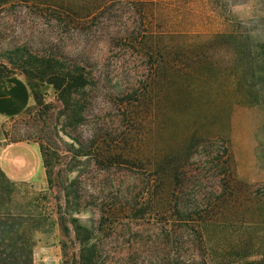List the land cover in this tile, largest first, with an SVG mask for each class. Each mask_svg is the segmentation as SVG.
Segmentation results:
<instances>
[{"label": "rangeland", "instance_id": "1", "mask_svg": "<svg viewBox=\"0 0 264 264\" xmlns=\"http://www.w3.org/2000/svg\"><path fill=\"white\" fill-rule=\"evenodd\" d=\"M105 2L86 4L91 15L74 21L25 6L0 13V79H21L30 92L25 110L3 125L7 142H27L39 157L38 171L16 182V200L41 222L34 264H79L78 240L69 221L66 232L60 229L59 216L77 217L90 230L94 264H264V0ZM146 33L145 45L129 43ZM37 50L75 57L93 72V98L81 121L69 124L50 86L33 98L21 66L23 55ZM162 57L189 76L168 73L153 89L151 63ZM137 88L163 99L148 144L159 159L184 161L192 143L209 139L191 159L185 189L198 211L207 203L211 216L222 206L221 179L230 173L222 145L229 148L232 177L244 185L224 206L226 223L171 228L153 211L134 217L145 171L99 154L124 130L117 98ZM71 138L83 150L96 140L97 148L79 155ZM110 206L119 219L108 227L101 210Z\"/></svg>", "mask_w": 264, "mask_h": 264}, {"label": "trees", "instance_id": "2", "mask_svg": "<svg viewBox=\"0 0 264 264\" xmlns=\"http://www.w3.org/2000/svg\"><path fill=\"white\" fill-rule=\"evenodd\" d=\"M105 1L0 0V13L4 12L6 8L25 6L29 9L53 13L57 17L66 14L71 17L72 20L70 21H74L72 17H84L81 14L91 15L92 8L86 4H100ZM134 1L137 3H145L146 1L154 3L158 0ZM148 35L146 33L143 36H136L133 40L129 39V43L134 46L145 45L146 39L149 38ZM142 39L144 40L142 41ZM22 58L25 61L21 70L31 84L33 98L36 99L40 87L50 86L61 101L63 105L62 114L70 122L69 124L72 125L77 120L81 121L84 108L89 105L93 98L91 92L96 82L89 66L75 57L39 50L32 54H24ZM151 69L150 86L153 89L156 80L165 77L168 73L189 76V72L183 66L172 63L165 57L159 58V60L155 59L151 63ZM143 89H134L117 98L116 108L121 116L124 130L113 140L115 142L112 146L106 145V152L99 154L103 159H113L114 162L124 165L130 163L134 168L145 171L147 178L144 190L141 196L135 199L131 210L134 217H142L145 213L150 216L151 211H153V215L157 216L159 222L165 224L166 227L188 226L197 222L202 229H206L212 223L221 226V224L226 223L223 216L224 206L230 205L232 201L236 202L240 198L237 193H240L244 185L243 182L232 177L229 148L222 145V155L227 156L226 160L222 161L226 164L225 170L227 171L224 170V172H230L226 178L221 179L222 190L218 200L222 206H219L220 210L211 216L208 214L207 203L198 211L194 205L193 195L186 191L189 187L187 184L190 177L188 166L191 165V159L199 148L207 146L209 139L201 144L199 142L192 143L190 147L195 149L184 161L175 157L159 159L158 154L152 151L149 145L157 131L158 112L163 99L156 96L152 97L150 90L148 93ZM71 139L78 144L77 152L79 155H92V151L97 148L96 140L91 142L88 150H83L82 142L77 138ZM42 156L46 163L47 152L44 147L42 148ZM16 182L17 180L11 179L0 168V264H34V232L41 227V222L37 221L38 218L33 214L31 208L23 205L22 201L16 200ZM76 211L79 210L76 209ZM101 211V223L104 226L108 224V227H111L118 221L119 213L114 210L113 206ZM67 221L70 222L78 240L79 264H94L96 247L90 242V230L82 225L77 217L66 219L64 216H59L57 223L63 232L68 230Z\"/></svg>", "mask_w": 264, "mask_h": 264}, {"label": "crops", "instance_id": "3", "mask_svg": "<svg viewBox=\"0 0 264 264\" xmlns=\"http://www.w3.org/2000/svg\"><path fill=\"white\" fill-rule=\"evenodd\" d=\"M30 92L21 79H0V168L13 180H27L39 169V157L33 145L7 142L4 123L28 106Z\"/></svg>", "mask_w": 264, "mask_h": 264}]
</instances>
